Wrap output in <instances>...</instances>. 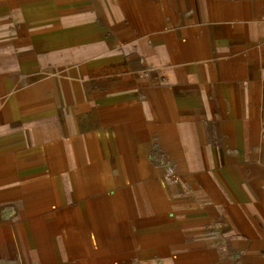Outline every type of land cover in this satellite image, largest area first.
Returning <instances> with one entry per match:
<instances>
[{
  "label": "crops",
  "instance_id": "1",
  "mask_svg": "<svg viewBox=\"0 0 264 264\" xmlns=\"http://www.w3.org/2000/svg\"><path fill=\"white\" fill-rule=\"evenodd\" d=\"M0 264H264V0H0Z\"/></svg>",
  "mask_w": 264,
  "mask_h": 264
}]
</instances>
